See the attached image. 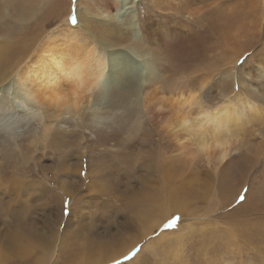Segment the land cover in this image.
Instances as JSON below:
<instances>
[{
	"label": "rangeland",
	"instance_id": "obj_1",
	"mask_svg": "<svg viewBox=\"0 0 264 264\" xmlns=\"http://www.w3.org/2000/svg\"><path fill=\"white\" fill-rule=\"evenodd\" d=\"M64 1L0 0V57L3 53L10 57L9 68L16 64L19 55L14 53L21 45L33 47L32 55L45 43L49 32L58 34L57 37L67 32L66 19L72 26L80 27L81 32V24L87 23L93 36L101 38L103 26L118 29L135 17L139 22L137 32L143 40L139 44L140 50H154L142 36L140 22L148 23L155 16H158L155 19H166L167 15L176 26L180 24L178 27L182 32L175 39L176 44L170 50L172 54L168 51L171 60L165 63L166 66L170 65L174 70L182 67L188 72L194 70L197 63L209 62L214 54L218 57L227 50L218 47L221 37H228L230 48H237L238 44L246 48L237 62L235 74L243 93L252 90L254 72L264 66V0L260 9L263 18L255 17L253 12L255 5L252 3L257 0H187L178 6L166 0ZM227 1H236L243 12L240 17H234V21L226 15ZM54 6L53 16L50 8ZM116 6L122 7L123 12L112 18ZM73 16L77 18L75 24ZM44 17L47 20L42 28ZM230 31L238 35H232ZM239 35L246 36L241 43L238 42ZM247 37L250 40L244 44ZM134 52L136 54L107 55V60L109 64L132 62L138 67L139 74L145 76L149 64L139 57V52ZM15 88L14 94L18 90L17 86ZM255 96L264 99L262 93ZM109 100V96L99 100L106 110ZM17 102L21 104L19 99ZM15 112L11 107L0 110V264H114L117 260L121 264H264V126L261 123L254 122L246 129L247 138L254 142L253 153L251 147L248 150L242 148L245 159H236L212 180L205 179L210 181L215 195L206 198L203 186L194 183L196 190L189 198L192 200L190 208L195 207L199 214L190 215L189 209L185 215L175 213L163 225L154 228L151 235L138 238L141 226L129 229L123 220L119 226L109 224L110 212L96 213L92 204L93 192L88 193L82 186V171L77 160L83 149L78 142L76 130L79 128L75 122L67 121L69 116L45 119L41 110L27 119L22 110ZM45 122L50 125L47 135ZM64 135H67L66 139H62ZM93 136L89 131V138ZM198 166L199 170L207 169L213 173L203 163ZM60 184L67 190L64 191ZM244 187H248L245 204L232 208L234 198ZM196 194L199 196L194 197ZM228 199L231 200L225 205ZM117 200L114 202H121V199ZM65 203L69 206L66 215L62 211ZM85 204L88 207L82 208ZM248 204L256 206L258 211L262 209L251 213ZM213 208H217V214L207 212ZM227 213L229 218H224ZM136 215L129 213L131 217ZM174 216L180 218L178 224L165 229L164 225ZM232 221L236 223H229ZM134 247L140 249L138 254L126 259Z\"/></svg>",
	"mask_w": 264,
	"mask_h": 264
},
{
	"label": "bare ground",
	"instance_id": "obj_2",
	"mask_svg": "<svg viewBox=\"0 0 264 264\" xmlns=\"http://www.w3.org/2000/svg\"><path fill=\"white\" fill-rule=\"evenodd\" d=\"M166 1L177 6L187 2ZM230 1H227L225 11L227 17L234 21V17H240L243 12L236 1ZM262 2L257 0L252 3L255 5V17H262ZM21 3L23 6L24 3ZM54 8H50L53 9V16ZM114 10L116 13L112 18L123 12L119 6ZM167 16L166 19H155L158 18L155 16L148 23L140 22L142 36L154 49L151 51L139 48L143 40L137 32L139 22L135 17L122 23L123 27L118 26V29L103 26L101 38L93 36L87 23L81 24V32L80 27L72 26L66 19L67 32L58 37V34L49 32L45 43L32 55L30 51L33 47L29 49L27 44L14 50V55L17 53L19 58L11 68L8 67L10 57L4 56V53L0 57V110L10 107L16 112L22 110L27 115L25 119L37 115L40 110L45 119L60 116L73 118L66 120H72L79 128L76 133L83 151L77 161L82 171V186L95 196L92 204L96 213L110 212L109 224L119 226L123 220L129 229L141 226L138 238L151 235L154 228L163 225L175 213L185 215L189 209L190 215L199 214L195 207L190 208L192 200L189 198L196 190L194 183L203 186L206 198L215 195L210 181L205 179L209 177L212 180L236 159L242 160V148L248 150L251 147L252 152L254 142L247 138L246 129L254 122L264 126V99L255 96L257 93L264 95V66L255 70L252 90L243 93L235 74L237 62L246 48L240 44L237 48H230L228 37L218 38V47L227 49L224 53L218 57L217 53L214 54L209 62L197 63L190 72L183 67L174 70L170 65L166 66L165 63L171 60L170 50L176 44L175 39L182 32L178 27L180 24L176 26ZM46 20L44 17L42 28ZM9 25L12 26L11 23ZM244 37L239 35L238 42L241 43ZM249 40L247 37L244 44ZM134 51L139 52V57L149 64L145 76L139 74L138 67L132 62L109 64L107 60V55L133 54ZM216 76L220 78L215 80ZM170 78L172 82H168ZM16 86L18 90L14 94ZM107 96L110 99L106 102L108 110L99 101L100 97ZM46 122L44 132L47 135L50 125ZM89 131L94 134L91 138ZM215 141H226L230 146L200 150L202 143ZM200 163L213 173L207 169L199 170ZM90 182L94 185L91 186ZM60 186L67 190L66 186ZM114 199H121V202L115 203ZM247 206L251 213L258 211L256 206ZM85 207L88 205L82 208ZM217 208L223 209L222 206ZM217 208L207 212L217 214ZM129 213L137 215L131 217ZM226 217L229 218L228 213Z\"/></svg>",
	"mask_w": 264,
	"mask_h": 264
},
{
	"label": "snow or ice",
	"instance_id": "obj_3",
	"mask_svg": "<svg viewBox=\"0 0 264 264\" xmlns=\"http://www.w3.org/2000/svg\"><path fill=\"white\" fill-rule=\"evenodd\" d=\"M76 21H77V18L75 16H73L72 17L73 24H75ZM247 192H248V187H244L241 191L238 192V194L234 198V204H232V208H237V207L243 205L246 202V200H247ZM68 207H69L68 203H65L63 205V207H62L63 214H65V215L67 214ZM179 219L180 218L178 216L172 217L164 225V228L165 229L172 228L174 225L178 224ZM139 250L140 249L138 247H134L132 249V251L128 254V256H126L125 258L129 259L130 257H134L136 254H138ZM114 264H121V262L117 260V261L114 262Z\"/></svg>",
	"mask_w": 264,
	"mask_h": 264
},
{
	"label": "clouds",
	"instance_id": "obj_4",
	"mask_svg": "<svg viewBox=\"0 0 264 264\" xmlns=\"http://www.w3.org/2000/svg\"><path fill=\"white\" fill-rule=\"evenodd\" d=\"M6 130H8V128H6ZM230 145L225 141V142H218V141H215V142H205V143H202L200 145V150L201 151H210L212 150L213 148H221V149H224V148H228Z\"/></svg>",
	"mask_w": 264,
	"mask_h": 264
}]
</instances>
